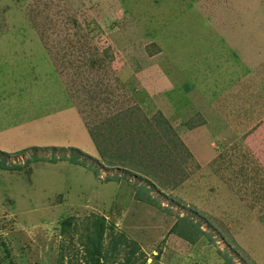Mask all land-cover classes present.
<instances>
[{"label":"rangeland","instance_id":"rangeland-1","mask_svg":"<svg viewBox=\"0 0 264 264\" xmlns=\"http://www.w3.org/2000/svg\"><path fill=\"white\" fill-rule=\"evenodd\" d=\"M0 264H264V0H0Z\"/></svg>","mask_w":264,"mask_h":264},{"label":"trees","instance_id":"trees-1","mask_svg":"<svg viewBox=\"0 0 264 264\" xmlns=\"http://www.w3.org/2000/svg\"><path fill=\"white\" fill-rule=\"evenodd\" d=\"M63 229H64V227H63Z\"/></svg>","mask_w":264,"mask_h":264}]
</instances>
